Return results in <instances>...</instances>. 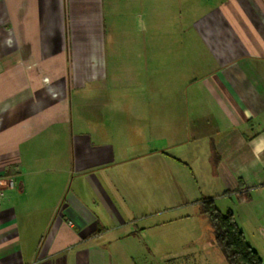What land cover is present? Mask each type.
I'll return each mask as SVG.
<instances>
[{"label":"crops","instance_id":"0c3cea01","mask_svg":"<svg viewBox=\"0 0 264 264\" xmlns=\"http://www.w3.org/2000/svg\"><path fill=\"white\" fill-rule=\"evenodd\" d=\"M118 2L0 0V176L17 181L0 198V264H143L144 252L165 247L160 228L191 217L142 223L144 210L158 208L164 175L168 186L180 189L192 176L200 195L181 204L195 205L200 217L201 198L214 197L219 209L220 200L228 201L226 211L234 212L264 260V0H178L182 13L173 36H153L154 0L146 15L135 1L137 30L151 28L146 38L136 36V58L152 62L145 69L136 59L135 91L150 89L138 92L136 103L149 107L152 131L156 138L165 135L167 146L130 158L104 141L105 131L63 130L72 121V90L80 87L68 96L55 75L71 54L101 59L87 81L108 78L107 18H117ZM159 44L170 59L161 70ZM176 78L177 86L169 82ZM171 90L182 91L181 100H160ZM160 124H166L162 135ZM47 130L54 132L51 140L64 138L63 145L41 148ZM210 181L217 193H206ZM111 253L121 259L112 260Z\"/></svg>","mask_w":264,"mask_h":264},{"label":"rangeland","instance_id":"374dc122","mask_svg":"<svg viewBox=\"0 0 264 264\" xmlns=\"http://www.w3.org/2000/svg\"><path fill=\"white\" fill-rule=\"evenodd\" d=\"M135 1L119 0L118 4L115 5L117 7L115 9L117 18L111 21L107 18V50L105 53L106 57L103 60V68L108 70V78L87 81V77H90L87 74L88 71L100 67L101 59H92L84 56L74 57L71 54H68L66 59L61 61L62 68H57L55 72L56 76L62 77L64 91L68 96L72 88L80 87L72 90L70 110L72 121L65 123V129L63 130L69 132V134L73 133V135L105 131L104 141L114 148L123 150L127 158L134 157L136 153L144 149L156 148L157 145L160 149L167 146L165 135L156 138L152 131L149 107L146 108L136 103L140 101L136 97L139 94L142 95L143 91V95L149 94L150 89L147 87L141 92L139 90L135 91V63L137 59L135 38L136 36L146 38L151 28L148 27V31L144 29V32L137 30L135 14H139L141 9ZM139 1L145 6L144 12L147 10L146 12L148 13L150 10L151 13V0ZM154 1L156 2V8H158L156 19L158 27L152 28L153 36H156V31H159L160 35L163 34L165 36L178 35L177 31L174 30L175 28H173V24H175L182 13L178 9V0ZM146 12L144 15H146ZM194 13V11L190 12L189 17L193 16ZM167 23L170 27L167 26ZM189 35L192 38H196V33L193 29L190 30ZM159 46V56L168 52L167 47L163 46L164 48H162L161 44ZM194 46L195 44H191V56L196 52ZM198 52L203 54L204 50L198 49ZM84 53L78 54L84 55ZM166 57L167 54L159 58V67H157L160 70L167 67L170 62V59L167 60ZM138 64L145 69H149L152 62L144 56L143 59H140V63L139 59H137ZM43 65L45 68H51L49 62H45ZM26 66H31V63H26ZM159 76L160 79L164 77L161 74ZM147 77L148 80H143L144 86L147 81H150V74ZM193 77L194 75L192 74ZM169 82H172L175 86L178 85L177 78L176 81L169 80ZM164 83L167 84L166 82ZM103 85L107 86L106 90H103ZM170 92L160 96V100L170 99L172 96L181 100L182 91L173 92L171 90ZM147 100L150 101L149 99ZM106 102L109 105L105 107L106 114L102 115V109ZM165 125L160 124L161 135L166 132ZM176 126L180 127V124H176ZM52 130H47L43 133L40 141L41 148L45 149L54 145V143L63 145L64 138L51 140L54 137ZM192 139L190 138V141ZM46 159L48 160L49 157H46ZM184 182L185 185L182 182L180 189L177 185L174 187L168 186V180L165 175L160 177L158 208L156 210L153 209L151 212H146V210L142 212L144 215L142 223L144 225H148L152 221L162 223L180 215H191L189 220H175L169 222L165 229H159V233L167 239L165 247L159 248V250L151 254H145L144 252L142 257L143 264H228L220 249L212 243L213 232L207 219L197 215V207L195 205L181 204L186 198L193 199L200 195L191 175L189 180L186 179ZM206 187V193H210V191L217 193L218 189L215 187L214 181H210L209 186ZM140 188L144 189L142 186ZM227 205H229L228 201H219L220 209L223 212L226 211ZM193 240L195 245H192L194 243ZM110 257L112 260L121 259L118 254L111 253ZM126 257L128 262H132L129 253Z\"/></svg>","mask_w":264,"mask_h":264},{"label":"trees","instance_id":"16d2710c","mask_svg":"<svg viewBox=\"0 0 264 264\" xmlns=\"http://www.w3.org/2000/svg\"><path fill=\"white\" fill-rule=\"evenodd\" d=\"M239 188H244L241 183ZM248 198V195L239 196L240 200ZM198 203L201 215L212 228V243L220 249L228 264H264L262 256L246 239L232 210L221 211L212 196H205Z\"/></svg>","mask_w":264,"mask_h":264},{"label":"built area","instance_id":"2783aa9c","mask_svg":"<svg viewBox=\"0 0 264 264\" xmlns=\"http://www.w3.org/2000/svg\"><path fill=\"white\" fill-rule=\"evenodd\" d=\"M17 188V181L12 175L0 176V198L3 197L5 191Z\"/></svg>","mask_w":264,"mask_h":264},{"label":"bare ground","instance_id":"6f19581e","mask_svg":"<svg viewBox=\"0 0 264 264\" xmlns=\"http://www.w3.org/2000/svg\"><path fill=\"white\" fill-rule=\"evenodd\" d=\"M51 87V86H50Z\"/></svg>","mask_w":264,"mask_h":264}]
</instances>
